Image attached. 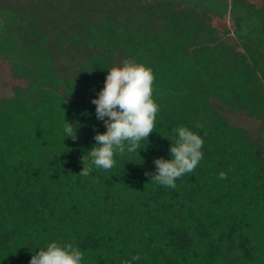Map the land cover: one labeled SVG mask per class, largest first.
Wrapping results in <instances>:
<instances>
[{
    "label": "trees",
    "instance_id": "obj_1",
    "mask_svg": "<svg viewBox=\"0 0 264 264\" xmlns=\"http://www.w3.org/2000/svg\"><path fill=\"white\" fill-rule=\"evenodd\" d=\"M228 12L235 38L215 23ZM125 58L153 71L154 130L80 175L107 130L91 101ZM0 61L24 82L0 95V264L53 240L82 264H264V0H0ZM179 126L203 158L170 188L145 172Z\"/></svg>",
    "mask_w": 264,
    "mask_h": 264
},
{
    "label": "clouds",
    "instance_id": "obj_2",
    "mask_svg": "<svg viewBox=\"0 0 264 264\" xmlns=\"http://www.w3.org/2000/svg\"><path fill=\"white\" fill-rule=\"evenodd\" d=\"M108 69L104 87L98 96L92 99L96 106V118L103 121L106 131H96L95 144L87 152L90 163H85L80 175L89 176L92 166L108 170L114 166V153L123 155L125 150L132 153L140 148L142 140H148L154 130L158 105L153 99V71L150 67L135 59L125 58L119 64ZM196 128L203 124L197 123ZM175 135L169 149L171 159L155 158V172L151 180L156 183L175 188L176 179L191 173L203 158L201 151L203 139L188 127L179 126L172 129ZM65 136L75 140L76 132L71 123L66 121ZM219 177L226 179V173L220 172ZM133 256L132 260H138ZM83 253L73 243H61L53 240L46 247L39 248L29 264H82ZM128 264V262H123Z\"/></svg>",
    "mask_w": 264,
    "mask_h": 264
},
{
    "label": "rangeland",
    "instance_id": "obj_3",
    "mask_svg": "<svg viewBox=\"0 0 264 264\" xmlns=\"http://www.w3.org/2000/svg\"><path fill=\"white\" fill-rule=\"evenodd\" d=\"M254 1L261 3V0ZM215 23L220 27L230 28L233 31L230 34L231 38L237 37L236 32H234L236 27L235 21L231 17L230 12H228L222 18L215 16ZM20 84H24L23 80L14 78L11 74L9 65L0 61V95L8 97L11 96L13 94V86ZM225 114L229 117L233 124L248 129L251 132L254 140H257L262 135L260 120L241 111L230 112L229 110H225Z\"/></svg>",
    "mask_w": 264,
    "mask_h": 264
}]
</instances>
